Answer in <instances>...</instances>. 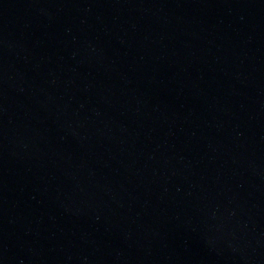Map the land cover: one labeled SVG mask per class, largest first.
Here are the masks:
<instances>
[{
	"label": "water",
	"instance_id": "95a60500",
	"mask_svg": "<svg viewBox=\"0 0 264 264\" xmlns=\"http://www.w3.org/2000/svg\"><path fill=\"white\" fill-rule=\"evenodd\" d=\"M0 264H264V0H0Z\"/></svg>",
	"mask_w": 264,
	"mask_h": 264
}]
</instances>
